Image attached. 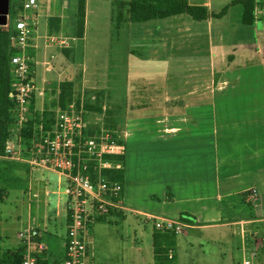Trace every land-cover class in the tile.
Wrapping results in <instances>:
<instances>
[{"label":"crops","instance_id":"crops-1","mask_svg":"<svg viewBox=\"0 0 264 264\" xmlns=\"http://www.w3.org/2000/svg\"><path fill=\"white\" fill-rule=\"evenodd\" d=\"M105 2L106 0H86L84 36L79 38L76 34L77 0H40L38 10L34 12L38 21V28L33 42L34 49L32 48L33 53L31 50L29 53L34 54V56L31 55L34 57L36 63V81L38 86L43 89V95L38 96L34 102L37 100L44 101L46 99L48 95L47 92L50 91L49 84L53 77L62 78L64 75L69 74L73 67L77 68L78 66L80 69L83 68L86 73L82 79L84 85L90 83L92 86L91 88L101 90H104V88L107 89L105 92L106 95L122 96L120 99L124 100V102H136L138 105H136L134 109H131L129 114L134 116L140 113L145 107V109L149 108L152 111H156L158 108L161 109L162 112L157 113V115H160V117L157 118L160 120L158 124L163 125L161 130L176 136V140L184 143L186 142L185 144L180 143L179 145L180 149L186 147L187 156H182L180 158L181 166L178 172H184V169H186L188 174H184V179L178 177L174 180L173 189H175L176 192L172 193L168 200L171 205L180 206L179 209L176 210V215L178 216L175 218L180 219L183 214H187L194 221L185 229L182 235H188L187 229L200 231V236H196L197 239L194 237L193 241L189 243L188 252H190L189 248L194 250L199 247V250L203 253L202 261L212 264L213 262L215 264H227L225 262H220L225 261V253L220 251L214 253L213 250L209 249L210 246L205 247L203 240L206 239L207 242L218 241V238L209 235L213 233L209 232L210 230L224 227L236 228L232 230V232L234 237L236 235L240 236L239 251H241L243 227L247 229V234H249L248 232L250 230L258 233L256 226H260V224L264 222V195H258L255 201H250L248 199V191L256 189L258 192V189L255 185L247 182L250 177L253 176L251 170L252 162L249 161L252 159L249 152L246 153V155L240 156L239 147L240 145L244 147L245 141L241 139V135L243 134V132H241L242 122L233 119V116L235 118L238 117V115H235L234 110H223L225 121L221 124L222 131L220 133L217 129L213 134L211 130L207 132L204 126H196L195 114H184V110L188 111L191 108L194 109L203 106L205 103H209L215 107L214 114L215 118H217L215 102L235 96V94H227L226 91L235 83L233 63L238 61L237 58H244L243 56L247 57L246 55L248 54L256 53V55H259L258 58L261 60V64L264 68V50L261 49L259 45L261 41L259 39L262 38L258 37V32L256 36L253 31L250 33L246 32L247 30L245 28L248 26H245L241 22L243 8L238 4L240 21L236 22V26L232 25L229 28H226L227 24H225L222 30L214 28L216 26H221L218 24L211 25L213 29L209 28L208 31L196 27V23L193 22L197 20L186 19L185 15L187 14L165 18L169 20L165 22L163 26L160 24L154 25L155 31L152 32L148 31V28H152L150 25H146L140 29L133 26L135 23L125 22L123 26L125 24L126 26H122L121 29L125 30V28H127V32L128 34L130 33V35L138 30L143 34L142 38L144 36H150V33L151 36L154 35V38L157 39L156 45H158V49L156 48L153 51L154 54L158 51H169L170 56L158 58L159 53L156 54L152 59L155 61V67L147 68L141 65L142 63L137 62L138 59H140L139 57L134 56L132 52H128L127 59L129 56L133 55L129 59L130 65L132 64V66L127 69L128 77L119 83L116 82L115 79L113 80L112 76L109 75L107 86L102 87L97 85L98 87H95L97 75L99 76L101 71L100 63H106L108 65L107 70H109L110 64L116 63L117 59L121 58L118 54L119 50H115L116 48L112 42L115 40L116 32L121 30L114 29L113 16L115 12V2L114 0H109L111 3L110 10L105 9L104 6H107V2ZM208 2L211 8L209 5L205 6L210 12H213L211 0H208ZM11 3H13L12 0ZM228 17L229 12L220 20L227 21ZM165 19H155V21ZM211 20H213V18L197 22H209L210 24L213 22ZM97 23H99L100 26L97 25ZM40 24L43 27L44 35L39 34ZM90 24H93V31L91 32V39H94L92 40L93 42H90V35L88 32ZM263 24L264 22H257L255 27L264 29ZM244 32L248 33L246 35L247 38H254L253 43L255 47H257L258 44V50L239 45L240 39L245 36L242 35ZM263 32L262 30V35ZM60 38L63 39L65 43L62 45L57 44L59 46L55 48L57 45L54 44L53 40ZM55 49H59L56 55L52 54L56 53ZM204 50L207 51V54L202 53ZM132 51L134 52L133 49ZM80 52L82 56L79 54ZM185 53H187V55H185ZM228 53L234 55L235 60L226 67L224 65H222L224 66L223 68L219 67L220 65L218 62H220L221 55L225 58V54ZM180 54L182 56H180ZM49 55H51L52 61L50 60L51 57H48ZM75 57L77 58V63L75 62ZM205 57H207V59H205ZM56 59L64 66L54 67L53 63ZM134 59H137V61H134ZM88 60L93 64L96 63V65H98L96 71H99V73H96V77L91 81V75L89 73L91 67L84 66ZM162 64L165 65L167 70H179V72H177L179 76L175 75L174 80L170 81V83L167 81V76L169 74H165L161 77L156 76L155 71L158 69V66ZM111 68L115 69L113 66H111ZM151 71H154V76L152 77L150 74L151 76L148 77V72ZM112 73H114V70ZM39 77L41 78L40 81L38 80ZM64 81L68 80L63 79L60 82L62 83ZM60 82L58 87L60 86ZM120 87L122 94H119ZM116 91H118V93H116ZM170 102H175V105L169 106L168 104H170ZM143 103H149V106ZM159 103L164 104L158 106ZM165 104L168 106L166 105L165 107ZM34 105L35 103L32 104V106ZM129 110L130 109H128V111ZM129 114L127 112L126 117ZM134 117L138 116L135 115ZM169 117H171V121L167 120ZM229 121H232V131H230ZM187 122L191 123V128H186L189 126H187ZM124 125L126 126L127 122ZM20 135H22V131H20ZM126 135L127 130L125 129L124 136L121 138L122 141ZM191 141H195L196 143ZM250 143L251 142H248L247 144L249 145ZM0 160L7 161L6 174L10 177V181L18 182V185L21 184V187L24 185L25 195L29 201L33 198L32 194L34 193L39 194L38 198L41 197L38 191H34L35 186L43 185L44 188H47V183H50L52 180L51 175L55 174L51 171L40 170L35 172L33 176H30L27 166L23 163L8 161L2 157H0ZM20 171L24 172L25 175L22 178L21 174L20 176L18 175ZM259 172L264 182V167L262 170H259ZM57 180L59 183L58 176ZM49 194V190H44L45 205L42 207L39 206V210H36L39 211L40 214H47L46 211L49 205H47L46 202ZM241 202L247 205L250 210L241 212ZM183 205L184 207L181 208ZM57 206L60 208L57 215L62 216L65 213L66 217V233L61 237V243L58 244V248L60 249L59 253L62 255L65 252L68 231L66 198L65 202L64 200L62 201V199L59 200ZM31 207L32 205L29 204L28 222L22 224L18 232L31 225L41 231L43 241L45 235H48L51 242L46 245L47 250L45 252V259H48L50 264H52L53 262H51L50 259L52 256L54 257L55 254V246L52 244V241L54 238L58 237V235L55 236L56 234L49 232L51 220L47 219V215H44V217H34L31 212ZM127 211L134 210L128 208ZM136 212L141 211H134L135 214ZM237 212L240 214H237ZM116 214L123 215V212H115L113 215ZM253 227L256 229H253ZM153 233L154 229L152 230V240ZM258 236L264 238L260 233H258ZM229 238L228 240L231 241L232 236L230 235ZM19 244L20 241H18V245ZM260 255L261 252L258 255L257 264H264V259L261 261Z\"/></svg>","mask_w":264,"mask_h":264},{"label":"rangeland","instance_id":"rangeland-1","mask_svg":"<svg viewBox=\"0 0 264 264\" xmlns=\"http://www.w3.org/2000/svg\"><path fill=\"white\" fill-rule=\"evenodd\" d=\"M115 1L116 0H114V2ZM233 1L211 0V3L213 4V12L217 14L222 12L223 9L226 6L231 5ZM106 2L107 6L104 7L106 10H110L111 3L109 0H106ZM209 4L210 3L207 2V5ZM12 5L13 4L11 3L10 13L8 16L7 24L9 26H11L14 22V19L22 13L19 10L16 11V8L12 7ZM209 6L211 8V5ZM257 6L255 18L256 23H263L264 0H258ZM119 11L126 13V9L122 10L116 8L115 18L117 17ZM228 12L229 17L227 21L213 19L211 20L213 22L210 24L209 22L197 21H194L193 23H196V27L204 29L205 31H208L209 28L213 29L211 25L217 24L221 26H216L214 28L221 30L225 24H227L226 28H229L232 25L236 26V22L240 21L239 6H230ZM185 17L186 19L192 20V18L188 15H185ZM168 20L169 19L157 21L152 20L146 23H135L133 26H135V28L141 29L146 25H150L152 28H148V31L152 32L155 31L154 25L160 24L163 26ZM255 24L245 28L247 30L246 32L250 33L253 31L255 36L258 32V37L262 38L259 39L261 40L259 45L261 46V49L264 50V32L263 35L261 34V31H264V29L255 27ZM92 25L90 24V28L88 30L90 42H93L92 40H94L91 39V32L93 31ZM97 25H99V23H97ZM125 26L126 24L123 27ZM114 29L116 30L115 23ZM246 32L242 34L245 36L240 39L239 45H242L243 47L248 46V48L250 47L258 50V44L257 47H255L253 43L254 38H247L246 35L248 33ZM39 34L44 35L41 24L39 26ZM142 35L143 34H141L139 30L130 35V33L128 34L127 32V28H125V30L121 29L119 32L117 31L115 34V40L112 42L116 48L115 50H119L118 54L121 58L117 59L116 63L110 64L109 70H107L108 65L106 63H100L101 71L99 76L96 74L99 73V71H96V67H98L96 63L93 64L90 60H88L87 63L84 64V66H88L89 68L91 67L89 70L91 75L90 81L96 77L95 75H97L95 87H98L97 85L102 87L107 86L109 75L112 76L113 80L115 79L116 82L119 83H121L122 80H125L126 77H128L127 69L128 67L132 66V64L130 65L129 59L133 55L140 58L138 61L137 59H134V61L142 63L141 65L146 66L147 68L155 67V61L152 59L156 54L159 53L158 58L170 56L169 51H158L156 54H154L153 51L156 48L158 49V45H156L157 39L154 38V35L151 36V33L150 36H144L143 38ZM54 44L60 45L59 42ZM59 45L55 46V48H58ZM33 49H29V52L31 50L33 53ZM59 49H55L56 53L52 54L56 55L59 52ZM128 52H132L133 55L129 56L127 59ZM202 53L207 54V51L204 50ZM79 54L82 56L81 52ZM32 55L34 56V54ZM51 55L48 57H51ZM185 55H187V53H185ZM180 56L182 55L180 54ZM246 56L247 57L243 56L244 58L241 57L240 59L237 58L238 61L233 63L235 83L228 88L226 93L233 95L235 94V96L228 97L223 101L215 102L217 118H215L214 114L215 107L209 103H205L203 106L196 107L194 109L191 108L188 111L184 110V114L194 113L196 121L195 125L200 127L204 126L207 132L211 130V133L213 134V132L217 129L220 131V133L222 131L221 124L223 121H225L223 110H234L235 115H238V117L235 118L233 116V119H235V121L238 120L242 122L241 132H243V134L241 135V139L245 141V146L243 147L240 145L239 147L240 156L246 155V153L249 152L252 159L249 161L252 162L251 170L253 176H251L247 182H249V184L255 185L258 189V195L262 196L264 195V182L262 181V175L260 174L259 170H262L264 167V68L261 64V60L258 58L259 55L253 53ZM205 59H207V57H205ZM50 60H53L52 57ZM233 60H235V56L232 54H225V58L221 55L220 62H218L220 65L219 67H226L228 64L232 63ZM76 61L77 58L75 57V62ZM53 65L54 67L64 66L59 62V60L57 61V59ZM111 66H113L115 69H112ZM113 70L114 73H112ZM177 72H179V70H167L165 65L162 64L158 66V69L155 71V75L161 77L165 74H169L167 76V81L170 83V81L174 80L175 75L179 76ZM84 74H86L85 70L83 68L80 69L77 66V68L73 67L72 71H70L69 74L64 75L62 78L53 77L49 84L50 91L47 92L48 95L46 99L44 101L37 100L35 102L34 108L31 109L33 118L34 113H38V115H40L42 110H48L52 103L56 101L59 95L58 84L63 79L68 81L70 80V82L73 83V88L71 91L73 98L77 101V103L80 101L82 94L85 95V102H87L89 99V97H87L89 93H101L103 95L100 105L102 106V113L97 115L99 117H103L104 127L110 130L115 138H119L125 147L122 156L123 169L120 181L123 186L121 198L123 199L124 206L134 211H141L143 213H148L159 217L165 216V218L177 219L175 218L178 216L176 215V210H178L180 206L178 207L176 205H171L168 198L172 193L176 192V190L173 189L174 180H176L178 177L180 179H184V174H188L186 169H184V172H178L181 166L180 158L182 156H187V150H185L186 147L181 149L179 148L180 143L182 144L184 142L176 140V136L165 133L161 130L163 125L158 124V121L160 120L157 119L160 117V115H157V113H161V109L158 108L156 111H152L149 108L145 109V107L140 113L135 114L138 117H134L135 115L133 116L129 113L131 112V109H134V107L138 105L136 102H124V100L120 99L122 96L118 97L106 95L105 92L107 89L104 88V90H101L91 88L92 86L90 83L84 85L82 81ZM150 74L153 77L154 71L148 72V77L151 76ZM38 80L40 81L41 78L39 77ZM116 93H118V91H116ZM119 94H122L121 87ZM143 104L149 106V103ZM162 104L164 103H159L158 106H161ZM166 105L167 104L164 106L166 107ZM168 105L174 106L175 102H170ZM128 109L130 110L128 111ZM127 112L129 115L126 117ZM95 115L96 114L94 113L92 114V116ZM31 117L32 115L30 118ZM92 120L93 119L90 118V121ZM167 120L171 121V117L167 118ZM126 122L127 125L125 126L124 124H126ZM229 124L230 131H232V121H229ZM187 126L188 127L186 128H191V123L187 122ZM22 129L19 127V125H17L15 119L11 136H15L16 134L20 133ZM125 129L127 130V135L122 141L121 138L124 136ZM191 142L196 143L195 141ZM248 142L251 143L248 145ZM3 161L5 160H0V163H2L0 167V189L6 188L7 192L9 193L4 190V196L1 198L2 200H0V260H7V257H9L7 253L13 249L19 248V238L17 237V233L21 225L28 222V205L30 204L32 205L31 212L34 217H44V215H47V219L51 220V228H49V232L56 234L55 236L58 235V237L54 238L52 241V244L55 246V254L54 257H51L50 261L54 262L55 264L60 263L63 254L61 255V253H59L60 249L58 248V244L61 243V237L66 233V217L65 213L62 216L57 215V212L60 210V208L57 206L59 200L62 199V201L64 200L65 202V196L58 195L57 193L59 187L57 174L51 175L52 180L50 183H47V188H44L43 185L35 186L34 191H38L41 194V197L38 199L32 198L29 201L25 195L23 188L24 185L21 187V184H19V187L18 182L10 181V177H8L6 174L7 171L5 172L4 170L6 168V162ZM20 174L21 178L25 176L24 172L22 171L18 173L19 176ZM44 190H49L50 192L46 202V204L49 206L47 207V214H40L39 211L36 210H39V206L42 207L45 205ZM241 203V212L250 210L247 205H245L243 202ZM183 207L184 205L181 208ZM134 211H124L123 215H113V213L107 218L94 223L91 228V237L93 241L90 248V261L88 257V264H154L152 240L153 225L152 223H146L145 218L138 216L134 213ZM239 212H237V214L241 213ZM256 228L258 233L264 236V222H262L260 226H256ZM256 228L253 227V229ZM234 229L236 228L224 227L210 230L209 232L213 233L209 235L211 237L218 238V241L207 242L206 239L203 240L205 247L210 246L209 249L213 250L214 253L219 251L225 253V261H220L221 263L225 262L227 264H243L242 253L239 251L240 236H233L232 230ZM186 231L188 235L179 234L177 236L176 246L174 249L177 264H212L202 261L203 253L199 250V247L194 250L189 248L190 252H188V247L190 246L189 243L193 241L194 237L197 239L196 236H200V231L189 229ZM230 235L232 236V242L228 240L230 239ZM50 242L51 241L49 240L48 235H45L43 243L48 245ZM260 252L261 255L259 257H261L262 261L264 259V246L261 248ZM213 264L215 263L213 262Z\"/></svg>","mask_w":264,"mask_h":264},{"label":"built area","instance_id":"built-area-1","mask_svg":"<svg viewBox=\"0 0 264 264\" xmlns=\"http://www.w3.org/2000/svg\"><path fill=\"white\" fill-rule=\"evenodd\" d=\"M197 5H207L208 0H188ZM20 6L16 9L21 15L14 19L11 26V42L18 51L11 57L12 112L17 125L22 129L32 115V102L43 95V89L36 81V63L29 49L33 48L38 21L34 12L39 8V0H13ZM264 26V24H263ZM54 43L64 44L63 39H54ZM51 67V66H50ZM89 97L96 101L95 94ZM85 95L79 103L74 100L67 108L53 107L51 122L40 117L34 124L33 135L28 143L20 133L10 136L6 143L3 158L27 165L30 176L38 170L51 171L59 177L58 194L66 198L68 231L65 252L57 264H88L92 245L91 228L94 223L107 218L115 212H124L120 181L110 179L104 171L123 169L122 156L124 144L104 127L103 117L99 113L85 108ZM45 111H41L43 115ZM96 114L92 116V114ZM98 114V115H97ZM90 115V116H89ZM96 117V118H94ZM90 118L93 120L90 121ZM250 201L258 198L256 189L248 191ZM38 198L39 194H32ZM152 223L154 231L184 233L191 223L184 219H170L156 215L136 212ZM243 227L242 259L243 264H256L264 238L258 233ZM248 235V237H247ZM20 244L21 264H39L45 258L47 250L41 231L29 225L17 234ZM250 240V242H249ZM173 252L169 257L172 258ZM52 264H55L54 262Z\"/></svg>","mask_w":264,"mask_h":264},{"label":"trees","instance_id":"trees-1","mask_svg":"<svg viewBox=\"0 0 264 264\" xmlns=\"http://www.w3.org/2000/svg\"><path fill=\"white\" fill-rule=\"evenodd\" d=\"M13 2V0H12ZM12 7L16 9L20 6L12 3ZM240 5L243 8L242 24L252 26L256 23V7H258V0H236L231 5L226 6L222 12H210L206 6L197 5L189 2L188 0H116V8L126 9V13L119 11L113 22L115 23L116 30H120L125 22L141 23L155 19H165L167 17L187 14L192 19L197 21L207 20L209 18L221 19L223 18L229 7L232 5ZM53 21V20H52ZM86 24V0H77V13H76V34L79 38L84 36ZM11 30L8 27L0 26V157L5 156L6 143L11 136V132L15 123V117L12 112V101L10 97L11 92V57L18 51L13 47L11 39ZM73 83L64 81L60 83L59 95L56 101L52 103L50 108L61 107L67 108L69 104L74 101L72 94ZM96 101L92 103L90 99L85 103V108L95 113H102L101 93H95ZM92 95L91 93L88 96ZM35 102L33 101L32 104ZM79 103V102H78ZM34 106H31V109ZM52 112L45 111L43 115L33 113L27 127L22 130V135L25 142L28 143L33 135V127L35 122L43 117L48 123L51 122ZM6 162L7 161H3ZM0 163V167H1ZM25 165V164H24ZM27 166V165H26ZM28 168V167H27ZM7 171V167L4 169ZM104 174L110 179L121 181L122 171H104ZM4 190L0 189V200L4 196ZM181 219L194 222L189 215L183 214ZM177 235L171 232H160L155 230L153 233V251H154V264H177L176 256L169 257L170 253H174L176 246ZM9 257L7 260L1 261L0 264H21L20 248L13 249L7 253ZM39 264H50L48 259H39Z\"/></svg>","mask_w":264,"mask_h":264},{"label":"water","instance_id":"water-1","mask_svg":"<svg viewBox=\"0 0 264 264\" xmlns=\"http://www.w3.org/2000/svg\"><path fill=\"white\" fill-rule=\"evenodd\" d=\"M11 0H0V26H7Z\"/></svg>","mask_w":264,"mask_h":264}]
</instances>
